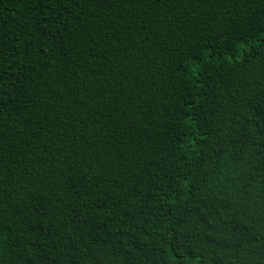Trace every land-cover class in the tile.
I'll use <instances>...</instances> for the list:
<instances>
[{"label":"trees","instance_id":"trees-1","mask_svg":"<svg viewBox=\"0 0 264 264\" xmlns=\"http://www.w3.org/2000/svg\"><path fill=\"white\" fill-rule=\"evenodd\" d=\"M0 264H264V0H0Z\"/></svg>","mask_w":264,"mask_h":264}]
</instances>
